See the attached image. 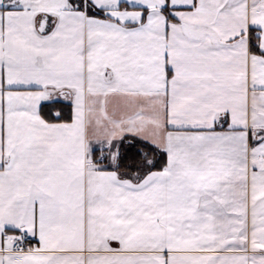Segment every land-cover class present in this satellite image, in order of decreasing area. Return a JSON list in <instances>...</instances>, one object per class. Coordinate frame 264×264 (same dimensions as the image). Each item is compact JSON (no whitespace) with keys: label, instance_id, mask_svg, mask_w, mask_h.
<instances>
[{"label":"crops","instance_id":"0c3cea01","mask_svg":"<svg viewBox=\"0 0 264 264\" xmlns=\"http://www.w3.org/2000/svg\"><path fill=\"white\" fill-rule=\"evenodd\" d=\"M0 264H264V0H0Z\"/></svg>","mask_w":264,"mask_h":264},{"label":"trees","instance_id":"16d2710c","mask_svg":"<svg viewBox=\"0 0 264 264\" xmlns=\"http://www.w3.org/2000/svg\"><path fill=\"white\" fill-rule=\"evenodd\" d=\"M256 40V38L251 40V51L260 53ZM41 113L47 121L67 120L70 115V107L60 101L48 103L43 105ZM131 142L130 146L121 149L115 168L117 172L124 175L136 174L135 180L140 181L141 177L164 169L165 155L163 152L139 140H131Z\"/></svg>","mask_w":264,"mask_h":264},{"label":"built area","instance_id":"2783aa9c","mask_svg":"<svg viewBox=\"0 0 264 264\" xmlns=\"http://www.w3.org/2000/svg\"><path fill=\"white\" fill-rule=\"evenodd\" d=\"M33 247V239L28 235H19L16 245L14 246V251L23 253L31 250Z\"/></svg>","mask_w":264,"mask_h":264},{"label":"water","instance_id":"95a60500","mask_svg":"<svg viewBox=\"0 0 264 264\" xmlns=\"http://www.w3.org/2000/svg\"><path fill=\"white\" fill-rule=\"evenodd\" d=\"M45 31H46V26H45V19H44V20H42L40 22V25H39V28H38V32L43 34V33H45ZM61 97L64 98V95L62 94Z\"/></svg>","mask_w":264,"mask_h":264},{"label":"rangeland","instance_id":"374dc122","mask_svg":"<svg viewBox=\"0 0 264 264\" xmlns=\"http://www.w3.org/2000/svg\"><path fill=\"white\" fill-rule=\"evenodd\" d=\"M92 158H93V156H92Z\"/></svg>","mask_w":264,"mask_h":264}]
</instances>
